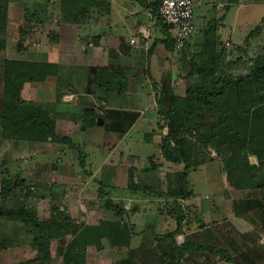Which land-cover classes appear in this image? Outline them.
I'll list each match as a JSON object with an SVG mask.
<instances>
[{
    "label": "rangeland",
    "instance_id": "374dc122",
    "mask_svg": "<svg viewBox=\"0 0 264 264\" xmlns=\"http://www.w3.org/2000/svg\"><path fill=\"white\" fill-rule=\"evenodd\" d=\"M254 1L264 2V0ZM60 3L61 0H10L7 12L10 22L0 34V40L4 43L0 47V114L2 62L4 60H13L14 58L20 61L26 59L41 60L47 61L49 64L59 60L60 63L66 64L65 54L67 55L69 52V23H71V15L68 12L69 7H58ZM259 3L261 4V2ZM193 7L195 6H192V16L195 19ZM231 10L233 20L226 23V28L228 25H234L233 30L235 31H233V35L227 36L221 43L216 41L212 45L215 48L214 57L216 61L212 60L214 63H208L209 56H203L202 58L195 53L185 54V57L182 53L183 47V49L174 48L173 54L168 55L169 57L167 58L172 65L170 70L167 68V62L160 67L162 69L160 71L163 74L172 71L174 79L173 81L171 79L169 85H172L170 86L171 88L174 87L176 89V93L179 96H184L185 88L193 84L196 78L195 76H186L191 67L189 57L192 59V64L194 63L197 67L206 65L205 67L208 68L215 65V76L244 78L248 76L251 64L250 59L263 53L264 24L261 25L260 33L248 39L247 46L244 40L247 34L259 25V21L264 16V8L256 6L253 11L248 13L246 8H239L238 10L236 5H233ZM125 25L124 27L121 24H117L115 27L120 29L128 28V24L125 23ZM235 25H237L236 29ZM20 28H23L24 32L21 31V33L19 31ZM228 31L232 30L225 29L224 33H229ZM159 32L161 33V31ZM230 37H232L231 45ZM60 38L64 42L63 45H61ZM59 52L64 54L65 58L61 59L62 61L56 59ZM218 54H220L219 57L216 56ZM67 74L66 68L63 69L61 75L66 77ZM147 81H143L146 82L143 86L146 92H148ZM57 82L55 77L47 78L43 83L26 81L20 88L19 98L24 106L26 104L34 113L40 114L41 112L37 106L45 107L51 105H49L50 103H39L38 100H46L48 102V99H50L53 101V91L59 89V86L56 85ZM153 84L160 85L161 77L158 76L152 80L151 85L154 87ZM38 86L50 89L48 91L51 95L48 96L47 94L44 96L45 98L40 99V96L34 91V87ZM153 90L155 89L153 88ZM55 96V99H58L56 94ZM123 97L126 96L123 95ZM139 98L149 104V109L146 112L150 113L153 95L145 93L142 98L141 96ZM52 104L54 113H57L55 111V101ZM72 115L82 114L74 113ZM97 118H100V114L92 121L95 129L92 128L90 130V136H84V152L81 151L82 149L78 144L66 136L63 137L68 138L70 143H36L23 140L6 142L2 138V121L0 118V177L6 170L11 179L19 175L25 180L26 186L31 188V191H27L29 194L24 198H20V200L22 199L27 207L32 209L39 220H44L48 217L51 206H59L60 210L63 211V217H65H61L60 221L67 220L93 225L97 224L99 220L105 222L119 220L128 227L131 237L130 247L114 251L109 241L105 239L100 241L101 246L97 249L94 246L86 245L85 264H123V260H126L128 264H139L137 263V258L142 256L139 255L140 253L144 254L146 264H156L160 248L168 250L167 245H170L171 242L170 240L162 242L161 239L159 242V238L164 235H157L159 236L158 239L154 237L155 233L158 234L161 227L165 226L164 215H170L167 212L174 207L172 204L174 199L169 198L165 191L169 181L167 174L180 171L182 168V166H172L169 162H164L160 157L159 147L162 137L167 132V122L158 115L153 126H151L149 121L144 122V124L138 122L135 127L130 128L124 134L115 131L110 133L105 116V122L103 124L101 122L100 126H98L96 123ZM74 122H77V124H74L71 128L75 131H80L79 121ZM149 133H151L150 142H146L144 141V135ZM80 153L82 158H80ZM148 157H152L153 163L155 166H160V170L154 171L150 169L147 171V167H149ZM201 158V165L188 173L187 188L190 191V197L184 200V204H189L185 211L188 219H192L193 215H201V219H197V222L202 225L196 223L192 225V228L196 230V234H199V229H203L204 226L210 227L214 232L218 227L220 232H222L226 226L225 224H227L226 221L233 219L235 220L233 221L234 224L238 222L234 217L241 212L239 211L241 207L244 212L246 209L248 212L250 211V213L247 212V216H249L247 219L250 218L251 211V217H254V209L259 206L256 202L257 200L255 201L252 196L245 197L247 193L232 191L227 186L222 163L216 156V152L213 150H209L207 153L202 152ZM248 160L250 164H256L255 157L250 156ZM85 164L90 170L92 169L91 171L89 170V173L92 174L93 172L92 177L86 173L88 169ZM132 165L136 166L131 173L136 177L134 179L138 185L137 192H132L127 187L129 184L128 171L133 168ZM111 173L112 175H109ZM19 196L23 197L24 194L19 193ZM142 199L154 200L155 203L147 202L141 206L140 203H143ZM107 200L123 203L124 208L129 213L120 220L115 217L113 211L105 208ZM179 200L180 198H178V202ZM200 200H204V202L210 200V206L206 207L205 211L200 210L202 206L196 207L197 205H195ZM181 204L183 203H180L182 208ZM159 210L162 211V214L159 213ZM207 211H210V214ZM224 214L228 215L225 216ZM194 217L196 218L197 216ZM247 221L250 223L249 220ZM219 222H222L223 228L218 225ZM9 224L16 227L14 232L17 234L15 237L18 239L16 240L19 245L16 243L15 247L6 249L5 253L0 250L2 254L0 255V264H44L37 258V252L31 246L33 235L30 227L20 223L12 224L11 222ZM215 224L218 226H215ZM248 225L250 234L257 236L259 238L258 242H260L262 239L260 235L264 233L263 226L259 228V225L255 222ZM152 228L156 231L155 233L152 232ZM235 229L242 230L241 227L239 229L237 226ZM162 230L161 232H163ZM69 239L70 236H65V240ZM174 239L179 244L183 241V239L178 237V233L174 236ZM188 239L190 240L191 237L189 236ZM262 244H264V241ZM56 247L57 241H51L48 264H63L61 257L56 253ZM262 251V258H264V246ZM174 259V256H172L169 261Z\"/></svg>",
    "mask_w": 264,
    "mask_h": 264
},
{
    "label": "trees",
    "instance_id": "16d2710c",
    "mask_svg": "<svg viewBox=\"0 0 264 264\" xmlns=\"http://www.w3.org/2000/svg\"><path fill=\"white\" fill-rule=\"evenodd\" d=\"M9 2L10 0H0V34L10 22L7 15ZM70 3L71 0H61L58 7L63 8ZM159 3L160 0L150 2L151 12L165 32L164 47L173 50L175 46L169 32L170 28L162 23L157 13ZM262 24L264 17L259 21V25L247 34L244 40L246 46L249 38L260 33ZM19 31L24 32L23 28ZM3 44L0 40V47ZM212 60H215V57H211L208 63H214ZM250 62L248 76L244 78L218 77L215 76V65L206 68V65L197 67L193 63L187 77L196 78L193 84L185 88L184 96L175 95L169 84H165L157 91L158 94L155 95L157 114L167 122V132L162 137L159 147L160 157L172 166H182L180 171L167 174L169 181L165 190L167 196L174 199L172 203L174 207L169 209L168 213L174 217L176 228L162 238L154 235L155 238H159V242L160 239L162 242L172 241L179 233L184 211L178 198L184 201L190 197L187 188L188 173L201 165L202 152L207 153L209 150L215 151L220 159L227 186L232 191L247 193L245 197L252 196L255 201L257 200L259 206L254 217L264 227V51L251 58ZM2 70L0 114L2 138L6 142L23 140L36 143H70L68 138L55 135L54 121L61 115L54 113L51 106H37L41 113H34L29 106L26 104L24 106L19 98L20 88L24 82H37L52 77L56 70L55 64L4 60ZM106 114L108 120L105 121L109 130L118 133L126 132L138 115L118 111H106ZM82 115H72L68 119L82 122L90 115L88 125H92L96 116L90 110H83ZM105 121L103 120L102 124ZM86 124L85 121L82 126L85 127ZM150 137L151 133L144 135V141L150 142ZM250 156L255 157L256 164H250L248 160ZM147 159L149 162L147 171L160 170V166L153 163L152 157ZM131 172L132 169H129L127 187L130 191L137 192L138 185L134 179L136 177ZM8 174L5 170L0 177V216L8 220L15 219L16 222L30 227L33 235L31 246L36 250L40 262L48 264L49 245L53 240L57 241L56 253L61 257L63 264H85L86 245L100 248L102 239L108 240L114 251L130 247L128 227L119 220L112 222L99 220L93 225L60 221L61 217H65L59 206H51L48 217L39 220L32 209L27 207L22 199L20 200L29 194L27 191H31V188L26 186L25 180L19 175L11 179ZM19 193H23L24 196L20 197ZM105 208L113 211L115 217L120 220L129 213L121 202L107 200ZM65 236H70V239L65 240ZM2 241L0 237L1 248ZM175 248L179 257L189 248L216 251L209 246L194 244H183ZM160 253L166 264H171L168 255L163 253L161 248ZM122 263L126 264L127 261L123 260Z\"/></svg>",
    "mask_w": 264,
    "mask_h": 264
},
{
    "label": "crops",
    "instance_id": "0c3cea01",
    "mask_svg": "<svg viewBox=\"0 0 264 264\" xmlns=\"http://www.w3.org/2000/svg\"><path fill=\"white\" fill-rule=\"evenodd\" d=\"M151 1L154 0H71V3L67 6L69 7L68 12L71 15V23H69V52L67 55L65 54L66 58L62 52L57 53L56 56V59H60V61L65 58L66 64L60 63L59 60L53 61L56 70L52 77L57 79L58 82L56 85L59 86L57 91H53V101H55V111L61 115L55 120L54 133L57 136H66L72 139L73 142L81 147V151H83L84 147V136H90V130L94 127L93 125H88V123H90V118H87L85 120L87 122L85 127L82 126L85 121L79 122L81 130L75 131L71 127L77 124V122L69 120L67 117L71 116V114H82L83 110H90L92 114L96 116L100 114L101 120H104V116L108 120L107 114H105L106 111L137 113L138 115L129 125V129L135 127L138 122L144 124V122L149 121L151 126L156 122L158 108L156 106L155 95L157 96V91H159L162 86L170 84L169 82L171 79L172 81L174 79L172 71L163 74L160 71L162 70L160 67L164 66L166 64L165 62H167V68L170 70L172 65L167 57H169V54L172 55L174 50H169L164 47L166 35L160 28L156 17H154L151 12ZM259 2H261V4ZM259 2L254 0H192V6H195L193 7V10H195V19H193L192 16V22L194 21L193 32L182 50L183 55L186 57L185 54L190 55V53H195L202 58L203 56H209L210 60L215 54V48L212 47L214 42L217 41L221 43L227 36L234 34V25H228L226 28V23L233 20V14L231 12L232 6L236 5L238 10L239 8H246L248 13H250L256 6L264 8V2ZM125 23L128 24V28L126 29L115 27L117 24L124 26ZM236 26L237 25H235V29ZM225 29L232 31L224 33ZM158 30L161 31V33ZM60 39L62 42V38ZM63 43L64 42H62L61 45H63ZM231 44L232 37H230V45ZM222 51H224V49H222ZM219 53L221 52L219 51ZM219 55L220 54L216 56L219 57ZM188 59H190L189 62L192 64V59L190 57ZM13 60L18 59L14 58ZM23 61L47 63V61L41 60L26 59ZM65 68L68 72L66 77L61 75V72H63ZM188 71H190V68ZM158 76L161 77V84H153V87L151 85L152 80ZM44 80L38 82L43 83ZM146 80H148V92H146L143 87L146 83L143 81ZM34 88L32 89L40 96V99L45 98L44 96L47 94L48 96L51 95L48 91L50 89L44 86ZM153 88L155 90H153ZM132 89H135V91ZM172 89L173 93L179 96L176 93V89L174 87ZM145 93L153 95L150 113L146 112V110L149 109V104L143 102L139 98V96L142 98ZM55 94L58 96V99H55ZM60 94L61 96L59 97ZM123 95L126 97H123ZM53 101L50 99H48V102H46V100H38L39 103H50L49 105H51V107L53 106ZM99 124L100 123H97L98 126H100ZM111 132L112 131H110V133ZM80 158H82L81 153ZM81 163L83 162L81 161ZM132 167L130 168L133 170L136 166L132 165ZM86 168L88 169L86 173L90 174L92 177L93 172L92 174L89 173L90 168L87 167V165ZM109 175H112V173ZM142 201L143 203H140L141 206L147 202L155 203L154 200L142 199ZM179 202L183 203L181 205L184 211V218L179 226L178 237L183 239V241L179 244L174 239L170 242V245H167L168 250L161 249L163 253L168 255L167 258L170 259L174 256L175 259L169 261L171 264H229V262L232 261L264 264V258H262L264 233L260 235L262 238L260 243L258 242L259 238L252 233L250 234L248 231V224H252V222L259 225V228L263 226L255 217H251L252 211L250 218L253 219H247V217H249L247 214L250 213V211L248 212L246 209L244 212V210H241V207L239 210L241 212L234 217L238 222L234 224L233 221L235 220L231 219L230 221H226L227 224H225V227L222 222H219L218 225H221L222 228L224 227L222 232H220L218 227L214 232L210 227L204 226L203 229H199V234H196V230L192 228V225L195 223L202 225L200 222H197V219H201V215H193L191 217L192 219H188L185 211L189 204H184L185 202L183 200ZM195 205H197L196 207L199 205L200 207L202 206L200 210L205 211V209H207L206 207L210 206V200L205 202L204 200H200ZM256 208L253 212L255 215H257ZM207 212L210 214V211ZM159 213L162 214V211L159 210ZM224 215L227 216L228 214ZM194 216L197 217L195 218ZM247 220H249L250 223ZM16 221L15 219L8 220L0 216L1 241L3 239V248L0 247L1 252L5 253L6 249L15 247V245L18 244V239L15 237L17 234L14 232L16 227L15 225L9 224L11 222L12 224L19 223ZM163 221L165 224V226L161 227V230L164 229L162 230L163 232L160 230L157 234L155 233L156 231L153 230L154 228H152V232L156 235L165 236L169 232L175 230L176 221L174 217L165 214ZM218 225L215 224V226ZM236 226L239 229L241 227L242 230H236ZM166 229H168V231H166ZM189 236L191 237L190 240L188 239ZM183 244L209 246L216 251L189 248L179 257L175 252L177 249L175 247H179ZM1 252L0 255H2ZM161 253L158 255V262L156 264H166ZM139 255L142 256L140 258L138 256L137 263L146 264L144 254L140 253Z\"/></svg>",
    "mask_w": 264,
    "mask_h": 264
},
{
    "label": "built area",
    "instance_id": "2783aa9c",
    "mask_svg": "<svg viewBox=\"0 0 264 264\" xmlns=\"http://www.w3.org/2000/svg\"><path fill=\"white\" fill-rule=\"evenodd\" d=\"M157 13L162 23L170 28L174 46L180 49L193 31L192 0H160ZM229 264H251L234 262Z\"/></svg>",
    "mask_w": 264,
    "mask_h": 264
},
{
    "label": "water",
    "instance_id": "95a60500",
    "mask_svg": "<svg viewBox=\"0 0 264 264\" xmlns=\"http://www.w3.org/2000/svg\"><path fill=\"white\" fill-rule=\"evenodd\" d=\"M97 123H101L102 122V120L100 119V118H97V121H96Z\"/></svg>",
    "mask_w": 264,
    "mask_h": 264
}]
</instances>
